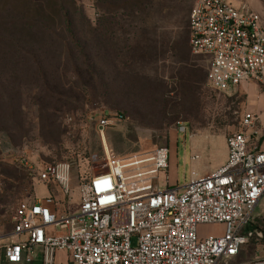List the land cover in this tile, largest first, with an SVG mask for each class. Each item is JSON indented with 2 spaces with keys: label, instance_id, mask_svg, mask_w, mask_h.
I'll return each mask as SVG.
<instances>
[{
  "label": "built area",
  "instance_id": "obj_1",
  "mask_svg": "<svg viewBox=\"0 0 264 264\" xmlns=\"http://www.w3.org/2000/svg\"><path fill=\"white\" fill-rule=\"evenodd\" d=\"M187 23L189 51L203 58L212 90L233 93L246 83L264 91V24L255 9L241 0H193ZM126 118L109 111L96 117L104 155L80 187L77 212L63 211L50 198L17 205L15 240L0 245L5 262L29 263L39 249L41 264H56L57 251L66 253L65 264H219L251 240L244 228L264 195V146L255 112H240L237 129L225 137V161L190 179L182 191L169 182L168 146L110 153L105 132ZM37 174L68 195L69 163L42 161ZM204 224L221 225L223 232L201 236ZM261 236L244 264H264Z\"/></svg>",
  "mask_w": 264,
  "mask_h": 264
},
{
  "label": "rangeland",
  "instance_id": "obj_2",
  "mask_svg": "<svg viewBox=\"0 0 264 264\" xmlns=\"http://www.w3.org/2000/svg\"><path fill=\"white\" fill-rule=\"evenodd\" d=\"M34 1L43 3L42 0ZM74 1L84 16L75 20L79 35L85 26L95 30L91 39L85 35L79 40L83 45L89 44L87 51L99 76L103 72L95 50L102 43L101 33L105 26L114 31L110 42L114 43L115 39L120 46H126L131 38L141 37L142 41V28H148L149 37L154 39L156 46L162 39L180 43L187 34L186 26L182 28L181 23L186 24L193 4V0H165L168 11L160 14L151 10L147 21L142 23L119 16L104 21L96 0ZM241 1L255 9L264 24V0ZM139 53L138 50L136 55ZM169 53L163 59L141 62L128 58V52L124 51L122 60L127 58L129 61L126 68L110 54L107 75L99 81L90 80L88 87L83 84L88 77L82 75L78 79L69 68L67 56L62 54L59 70L47 69L45 82L61 98L45 92L44 83L38 79L22 83L7 78L0 83L11 102L7 108L0 95V245L14 239L12 216L22 201L50 198L63 211H78L80 187L94 174L104 155L95 129L100 112H122L127 116L126 120L105 132L107 145L114 156L154 145L168 146L169 182L177 185L179 191L190 179L208 175L219 166L225 154V137L237 129L242 110L248 109L258 115V129L264 133L263 91L245 83L241 84L243 90L237 92L214 91L207 84L206 64L202 59L189 54L188 59L178 62ZM191 74L193 80L188 78ZM148 80L151 84H161V96L154 99L129 86L147 84ZM46 116L55 119L54 131H47L44 126L42 119ZM255 137L258 135L253 134L252 138ZM263 141L264 136L259 142L262 146ZM42 161L69 163L68 195L65 196L55 183L38 178L37 168ZM222 232L221 225L198 227L201 236ZM242 248L239 256L222 258L219 264H234L244 259L250 251L245 245ZM55 259L56 264H65L66 254L57 251Z\"/></svg>",
  "mask_w": 264,
  "mask_h": 264
},
{
  "label": "trees",
  "instance_id": "obj_3",
  "mask_svg": "<svg viewBox=\"0 0 264 264\" xmlns=\"http://www.w3.org/2000/svg\"><path fill=\"white\" fill-rule=\"evenodd\" d=\"M42 1L43 3H37L34 0H0V83L7 78L13 82L21 81L22 83L38 79L44 83L45 92L57 97L59 94L54 93L45 83L47 80L46 70L57 72L60 68L62 54L67 56L69 68L78 79L82 75L88 77L87 82L83 83L87 87L90 80L99 81L101 77L107 75L110 54L124 68L129 65L127 58L122 60L124 51L128 52V58H136L141 62H150L153 58L163 59L167 54L170 55L169 51L172 57L177 58L178 62H182L188 59V55L191 54L189 47L186 45V40H188L187 22L186 24L181 23V27L185 28L184 26H186L187 29V34L180 42L181 45L179 42L162 39L159 46H156L154 39L149 37L148 28H142V34L140 35L143 37L142 41L141 37L140 39L136 38V40L131 38L129 39L130 43L126 46H120L115 39L114 43L110 42V35L113 37L114 31L105 26L101 33L102 43L95 50V57L100 59L103 72V75L99 76L90 59V52L87 51L90 48L89 44L84 43L83 45L79 40V37L85 35L87 39H91L95 30L90 26H87L88 29H86L85 26L84 29L82 28V35H79L75 20L77 17L81 18L83 14L75 1ZM112 1L96 0L97 6L102 11L101 19L104 18V21L119 16V18L137 19L143 23L149 18L151 10H157L161 14L169 9L165 0H114V3ZM132 35H135V33H132ZM138 50L140 53L137 56L136 52ZM131 52L132 54L129 55ZM191 56L203 60L202 57L192 54ZM43 59L48 61H43ZM49 59H52V61ZM21 69L24 71L23 73L19 72ZM133 74L138 76L137 73ZM188 78L193 80V75L191 74ZM129 86H132V89L139 90L138 93L142 92L149 95V97H154V99L158 95L161 96L159 93L161 84L159 82L151 84V80H148L147 84H139L138 86L132 84ZM0 95L4 104L9 108L11 102L7 100L8 94L1 86ZM118 113L124 115L122 112ZM44 118L42 122L47 131H54L55 119L50 116ZM121 140H123L122 137ZM256 226L257 224L254 225L250 222L244 228L245 232H251V239H259L257 232H253V228Z\"/></svg>",
  "mask_w": 264,
  "mask_h": 264
},
{
  "label": "crops",
  "instance_id": "obj_4",
  "mask_svg": "<svg viewBox=\"0 0 264 264\" xmlns=\"http://www.w3.org/2000/svg\"><path fill=\"white\" fill-rule=\"evenodd\" d=\"M242 85L239 87V90H243ZM246 85H251V84H246ZM258 134L260 135V137H263L264 136L263 131H258ZM225 146H226V144H225ZM226 155H227V148H225L224 157L222 158V160H220V162L218 163V165L222 164L225 161ZM252 224H254V225L257 224L258 227L257 226L254 227L253 228V230H254L253 232H257L258 237L261 238L262 237L261 234L264 235V195L261 197V199L259 200L258 204L256 205V207L254 209V218L252 220ZM13 240H15V237H14ZM257 244H258V241H257L256 238H253V239L249 240V242L246 243L245 246H247V249L250 251V253L248 254V256H245L244 259L238 261L237 263L235 262L234 264H244L245 262L251 260L253 258V256H254V253H255ZM241 251H243V248H241V250L239 251V253L236 256H239V254L241 253ZM236 256H234V257H236ZM22 263H24V262H20V263H7V262H5L3 260V255L0 252V264H22ZM27 264H41V254L39 252V249H36L35 250L32 261L29 262V263H27Z\"/></svg>",
  "mask_w": 264,
  "mask_h": 264
}]
</instances>
